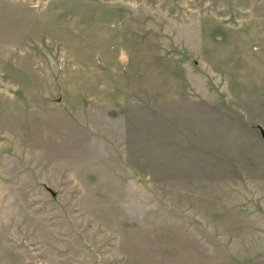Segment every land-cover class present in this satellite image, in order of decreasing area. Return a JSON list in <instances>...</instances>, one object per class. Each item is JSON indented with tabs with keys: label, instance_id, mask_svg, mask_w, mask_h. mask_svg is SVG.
<instances>
[{
	"label": "rangeland",
	"instance_id": "1",
	"mask_svg": "<svg viewBox=\"0 0 264 264\" xmlns=\"http://www.w3.org/2000/svg\"><path fill=\"white\" fill-rule=\"evenodd\" d=\"M0 264H264V0H0Z\"/></svg>",
	"mask_w": 264,
	"mask_h": 264
}]
</instances>
